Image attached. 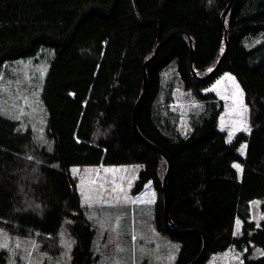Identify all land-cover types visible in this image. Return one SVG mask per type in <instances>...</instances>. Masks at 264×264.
Masks as SVG:
<instances>
[{
    "label": "trees",
    "instance_id": "trees-1",
    "mask_svg": "<svg viewBox=\"0 0 264 264\" xmlns=\"http://www.w3.org/2000/svg\"><path fill=\"white\" fill-rule=\"evenodd\" d=\"M228 1L0 0V69L53 51L39 94L45 141L0 114V226L52 243L67 219L72 247L58 264H92L95 227L70 167L139 163L131 192L150 180L152 222L179 243L171 264H207L232 246L243 264H264V217L247 205L264 199V43H243L264 36V0H232L222 16ZM169 62L176 79L159 101ZM190 97L196 110L181 109Z\"/></svg>",
    "mask_w": 264,
    "mask_h": 264
},
{
    "label": "rangeland",
    "instance_id": "rangeland-1",
    "mask_svg": "<svg viewBox=\"0 0 264 264\" xmlns=\"http://www.w3.org/2000/svg\"><path fill=\"white\" fill-rule=\"evenodd\" d=\"M254 38L243 43L250 47L264 43V36ZM52 54L51 48L40 46L35 54L9 60L0 69V114L19 122V129H29L38 143L45 141L46 128V111L39 94ZM169 63L160 75L159 101L167 83L176 79L173 63ZM215 83L219 98L225 99L220 87L224 78L220 76ZM186 99L179 101L181 109L196 110L197 102L191 97ZM140 167L139 163L71 166L84 212L95 227L92 244L96 259L92 264H171L175 258L179 243L158 232L152 222L156 191L150 180L140 192H131ZM247 205L251 218L264 217V199H254ZM66 221L52 243L11 233L0 226V249L7 253L4 264L67 263L72 239L64 226ZM239 228L240 221L236 219L233 232L238 233ZM241 254L242 250L228 247L211 255L207 264H243Z\"/></svg>",
    "mask_w": 264,
    "mask_h": 264
},
{
    "label": "water",
    "instance_id": "water-1",
    "mask_svg": "<svg viewBox=\"0 0 264 264\" xmlns=\"http://www.w3.org/2000/svg\"><path fill=\"white\" fill-rule=\"evenodd\" d=\"M231 1L232 0H229L228 1V3H227V5L226 6H224V10H223V12H222V16H224L225 14H226V12H227V7H229L230 6V4H231ZM225 33V32H224ZM223 38H224V41H225V46H226V36H225V34H223ZM189 42H190V39H189ZM162 44V42H160V43H158L156 46H155V48L153 49V53L146 59V61H144L143 63H142V67H143V75H144V69H145V66H146V62H148L152 57H153V55L155 54V52H156V49H158V47L160 46ZM192 51V50H191ZM221 57V56H220ZM220 58H218V60H219ZM217 60V61H218ZM217 64V63H216ZM143 77V83H142V88L140 89V94H139V96H138V98H137V100H136V102H134V107H133V110H132V124H133V126H135V112H136V108H137V106H138V102L140 101V99H141V97H142V95H143V89H145V83H146V80H145V77L144 76H142ZM154 146V145H153ZM155 147V146H154ZM159 152H161L162 153V156H165L164 155V153L159 149V148H157V147H155ZM165 158H166V156H165ZM167 159V167H168V165H169V160H168V158H166ZM167 167H166V172H165V174H164V176H163V178H162V194H163V215H164V218H165V222L168 220V213H167V207H168V204H167V196L165 195L166 194V184H165V180H166V177H167V171H168V169H167Z\"/></svg>",
    "mask_w": 264,
    "mask_h": 264
},
{
    "label": "snow or ice",
    "instance_id": "snow-or-ice-1",
    "mask_svg": "<svg viewBox=\"0 0 264 264\" xmlns=\"http://www.w3.org/2000/svg\"><path fill=\"white\" fill-rule=\"evenodd\" d=\"M238 87V86H237ZM234 167H237V168H239V165H234ZM75 171V170H74Z\"/></svg>",
    "mask_w": 264,
    "mask_h": 264
},
{
    "label": "crops",
    "instance_id": "crops-1",
    "mask_svg": "<svg viewBox=\"0 0 264 264\" xmlns=\"http://www.w3.org/2000/svg\"><path fill=\"white\" fill-rule=\"evenodd\" d=\"M76 166H78V165H76ZM70 169H71V167H70ZM92 180H93V179H92ZM139 192H140V191H139ZM153 194H154V192H153ZM154 201H155V200H154ZM154 201H153V202H154Z\"/></svg>",
    "mask_w": 264,
    "mask_h": 264
}]
</instances>
